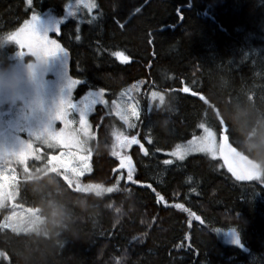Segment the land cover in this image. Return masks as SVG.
<instances>
[{
	"label": "trees",
	"instance_id": "16d2710c",
	"mask_svg": "<svg viewBox=\"0 0 264 264\" xmlns=\"http://www.w3.org/2000/svg\"><path fill=\"white\" fill-rule=\"evenodd\" d=\"M71 1L0 0V64L11 66L17 53L9 33L33 14L63 16ZM94 1V18L70 19L57 38L81 81L78 95L103 89L111 105L91 118L87 176L111 192L77 191L55 172L35 179L11 170L14 203L39 217L30 232L16 230L4 224L11 207L0 208V264H264V183L237 181L222 158L168 155L203 136V124L227 135L264 179V154L250 147L264 135V0ZM128 95L139 114L133 127L114 103ZM116 125L147 148V156L128 149L138 183L112 155ZM57 205L71 211L67 227L49 223ZM230 228L238 244L224 240Z\"/></svg>",
	"mask_w": 264,
	"mask_h": 264
},
{
	"label": "rangeland",
	"instance_id": "374dc122",
	"mask_svg": "<svg viewBox=\"0 0 264 264\" xmlns=\"http://www.w3.org/2000/svg\"><path fill=\"white\" fill-rule=\"evenodd\" d=\"M89 2L96 4L94 0H74L65 6L63 16H56L53 13H46L38 16L40 17V24L38 25V28L41 31V34H43L45 29L55 27L59 21L61 29L62 25L70 19L78 21L79 26H81L82 23H85V21H89L88 17L94 18L95 11L97 10V4L95 8L89 11L86 7V4ZM28 21H31V18ZM57 36L58 35L56 33H49L50 39H55L58 43H60ZM7 42L15 44L17 47V53L14 55L11 67L17 73L26 74L29 79L34 82L35 90L40 97V102L37 103L35 99H27L17 104L0 103V160L3 164L7 162L6 167H0V177H11V179L0 181V208L10 206L12 209L6 217L4 223L5 226L16 230L30 232L38 223L39 216L37 213L39 211L35 209H24L14 203V197L12 196V184L18 180L19 176L11 170L16 169L18 175L22 172V175L28 176L26 178L35 179L45 173L55 172L59 173L77 191L93 194L99 193L97 195L111 192V189L108 187L91 183L87 179V176L90 175L92 171L91 144L97 135L96 128L91 121V118L96 114L98 107L100 106L106 108L107 114L109 115L108 112L110 111L111 105L109 104V100L105 92L103 97L106 101L105 104H98L94 102V97L99 91H89L78 95L77 91L81 85L80 80V83L73 88L71 100L76 107L69 110L68 118L74 121V123L70 125L69 130L78 131L83 150L86 154L91 156L89 159L91 171L85 172L82 176H75L73 174L63 172L49 160V155L59 154L62 149L60 147L50 149L46 141L50 138L49 131L52 126V117L55 111V106L66 89L67 75L72 77L70 54L60 43L68 53L66 68L65 59L62 55L50 57L46 62L39 61L36 57L28 55L27 49L21 50L14 41L7 40ZM20 51H24L25 55L21 56ZM72 78L75 79L74 77ZM132 107L136 108L132 95H128V97L122 98L120 101H115V108H119V110L122 113L127 114L129 118L134 117L131 115L130 111ZM81 110L88 113L87 119L91 127L87 133L79 132V112ZM54 127L57 131H59L64 129L65 126L60 121H56ZM124 128L125 126L120 125L112 127L111 133L113 141L117 143L113 133L124 134ZM124 135L127 136V133ZM216 142L219 144L221 142V138H216ZM133 145L138 146V144ZM130 147L118 149L119 146L117 145L114 150H119L121 152V156H127L131 159V156L128 154V149ZM171 153L172 152L168 155L172 156ZM193 154H207L211 158H222L219 153L213 157L210 153L199 151L189 152L185 158ZM254 171H257V166ZM230 231L236 230L230 228L225 231L223 233L224 240L231 244H238L239 240L237 243V240H231L228 237V232Z\"/></svg>",
	"mask_w": 264,
	"mask_h": 264
},
{
	"label": "snow or ice",
	"instance_id": "6c2138e0",
	"mask_svg": "<svg viewBox=\"0 0 264 264\" xmlns=\"http://www.w3.org/2000/svg\"><path fill=\"white\" fill-rule=\"evenodd\" d=\"M29 5H32L33 0H27ZM86 7L91 11V9L96 7V4L89 2L86 4ZM40 24V17L36 14H33L31 21L25 20L22 27H19L17 30L9 33L6 38L10 41H14L21 50L27 49V54L32 55L37 58L39 61L46 62L48 58L55 57L57 55H62L65 59V65L68 57L66 49H64L60 43L55 39L49 38V33H60V21L53 28L45 29L43 34L38 28ZM77 40L80 39L79 36L76 37ZM20 55H25L24 51H20ZM116 55L122 60H127V57L122 56L120 53ZM67 68V65H66ZM80 83L79 80L73 79L71 76L67 75V85L64 90V94L61 96L59 102L55 106V111L52 117V126L49 131V140L46 141L50 149L60 147L62 150L59 154L49 155V160L57 168L63 172L73 174L75 176H82L85 172L91 171L89 165L90 155L86 154L83 150V147L80 143L79 133L77 130H69L70 125L74 121L70 120L69 110L74 109L76 106L72 103L71 93L73 88ZM184 92H187L189 89L187 87L182 89ZM152 97H156L157 93L152 92ZM104 90L101 89L96 96L94 97V102L98 104H105L104 100ZM161 102H163V97H160ZM115 103V102H114ZM131 115L138 116V112L135 107L131 108ZM88 113L84 110L79 112V132L87 133L89 132L90 125L87 119ZM117 115L120 116L129 127L134 125L128 123L129 116L125 113H122L119 108H117ZM56 121H60L65 127L59 131L56 130L54 124ZM200 127L204 131V135L198 138H194L192 141H189L187 147L177 146L176 150L171 153L172 156H175L178 160H183L185 156L192 151L207 152L215 157L217 153L220 154L222 159L227 164L228 171L232 173L237 181H261L264 183L260 173L254 171L242 158L238 157L232 145L229 143L227 135H221V142L217 144L216 142V133L208 127H205L203 124ZM223 128V124H221ZM119 148L124 149L128 148L133 144H139L136 136L129 138L123 133H113ZM149 143L151 141L149 140ZM75 149V151H74ZM140 150L147 155V150L143 148V145L140 146ZM112 155L116 156L120 160V167L127 168V179L132 183H138L133 180L134 168L131 162L130 157L121 156L120 152L113 150ZM164 164L170 165L173 163L172 160L166 159L163 161ZM11 179V177H0V181H5ZM151 188V185H148ZM155 191V189H153ZM99 194V193H97ZM158 200H163V196H160L157 193ZM178 208H182V205H176ZM197 220H200V217H196ZM203 223V221H201ZM219 231V230H217ZM238 243V240H237Z\"/></svg>",
	"mask_w": 264,
	"mask_h": 264
},
{
	"label": "clouds",
	"instance_id": "9594fccd",
	"mask_svg": "<svg viewBox=\"0 0 264 264\" xmlns=\"http://www.w3.org/2000/svg\"><path fill=\"white\" fill-rule=\"evenodd\" d=\"M27 99H35L40 102V97L35 90V84L26 74L17 73L11 66L0 64V103L17 104ZM260 154H264V135L258 143L250 145ZM82 211L87 209L80 205ZM71 211L63 206L57 205L50 213L49 223L53 228L67 227L71 220Z\"/></svg>",
	"mask_w": 264,
	"mask_h": 264
},
{
	"label": "water",
	"instance_id": "95a60500",
	"mask_svg": "<svg viewBox=\"0 0 264 264\" xmlns=\"http://www.w3.org/2000/svg\"><path fill=\"white\" fill-rule=\"evenodd\" d=\"M224 135V134H223ZM221 138V137H220ZM141 145H143V148L144 149H146L147 150V148L144 146V144L143 143H139L138 144V146H139V148H140V146ZM233 147V146H232ZM233 150H234V152H235V154L238 156V157H240V158H242L243 160H245V162L253 169V170H255V168H256V165H255V163L252 161V160H250L249 158H247L246 156H244V155H242V154H240L234 147H233ZM143 152V151H142ZM147 153H148V151H147ZM143 155H145L144 154V152H143ZM148 155V154H147ZM147 155H145V156H147ZM224 161V160H223ZM225 162V161H224ZM226 164V163H225ZM226 166H227V164H226ZM228 237L231 239V240H237V238H238V234L235 232V231H230V232H228Z\"/></svg>",
	"mask_w": 264,
	"mask_h": 264
},
{
	"label": "bare ground",
	"instance_id": "6f19581e",
	"mask_svg": "<svg viewBox=\"0 0 264 264\" xmlns=\"http://www.w3.org/2000/svg\"><path fill=\"white\" fill-rule=\"evenodd\" d=\"M138 140V139H137ZM140 143H142L140 140H139Z\"/></svg>",
	"mask_w": 264,
	"mask_h": 264
}]
</instances>
